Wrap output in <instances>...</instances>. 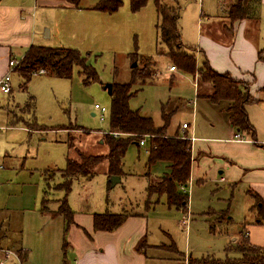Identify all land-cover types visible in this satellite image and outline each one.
Returning a JSON list of instances; mask_svg holds the SVG:
<instances>
[{"label":"rangeland","instance_id":"obj_1","mask_svg":"<svg viewBox=\"0 0 264 264\" xmlns=\"http://www.w3.org/2000/svg\"><path fill=\"white\" fill-rule=\"evenodd\" d=\"M48 1L47 7L37 8L39 3L35 4L40 44L78 50L97 78L86 81L81 67L74 66L70 77L59 78L40 70L24 85L23 77L12 71L11 92H0V165L4 166L0 169V210L16 213L14 221L9 223L14 229L7 230L15 248L10 249L18 250L22 244L27 247V251L22 252L21 263L11 257L5 264H62L64 258L65 261L72 260L71 250L65 247L62 221L51 220L52 214L40 212L44 198L50 200L47 203L51 209L57 208L58 203L54 200L65 196L70 209L79 211H102L104 207L126 213L139 210L144 200V179L133 175L146 171L148 144H128L122 158L123 176H119L113 186L104 161L96 166L92 177H75L69 192L57 188L62 181L59 171L65 169L67 157H75L76 151L93 155L107 153V147L100 140L109 130L111 95L108 86L113 82L130 83V91L134 92L128 102L130 109L151 117L156 127L163 124V113H170L167 134L178 124L176 132L179 136L194 134L205 138L219 135L215 133L220 128L216 121L211 129L207 119L195 111L193 76L176 67L175 75L171 77L175 79L176 76V79L169 85L166 72L173 63L167 56V47L156 33L158 16L154 0H148L136 11H132L130 0H121L119 8L112 13L106 12L100 22L79 17V13L68 8V4L88 8L94 0ZM218 2L176 0L172 3L180 8L178 28L185 53H196L195 39L199 33L196 24L198 19L205 23L200 9L203 13L218 14L221 12ZM261 19L258 42L264 46V16ZM21 57L19 54L11 56L16 60ZM147 60L152 61L150 66L145 63ZM133 63L137 65L134 67ZM133 70H142L140 74L148 77L144 83L142 77H134L136 72ZM132 74L134 78L130 82ZM140 85L142 88L136 91ZM188 101L193 104L188 105ZM94 105L106 109L103 120L99 119ZM214 116L216 118L215 113H210L209 120H214ZM182 122L189 123V128L183 132L180 131ZM149 171L161 175L167 172V166L157 162ZM192 188L191 185L190 192L189 187L188 191L187 187L181 191L189 199L190 220L186 228L179 223V211L175 207L168 210L164 195L145 198L146 205L158 201L159 205L154 210L155 205L151 206L148 215L151 222L155 218V222L167 225L174 247L180 253L164 250L160 254L173 256L178 262L182 260L181 264H187L188 260L193 261L190 264H203V261L245 264L238 261L241 253L231 240V235L241 228V211L247 201L243 194L245 187L235 191L226 204L222 201L227 196L221 185L218 189L213 185L207 187L203 202H190L191 197H200L192 194ZM226 207L230 220L218 212ZM0 216L2 221L4 216ZM8 246L10 243L1 248Z\"/></svg>","mask_w":264,"mask_h":264},{"label":"crops","instance_id":"obj_2","mask_svg":"<svg viewBox=\"0 0 264 264\" xmlns=\"http://www.w3.org/2000/svg\"><path fill=\"white\" fill-rule=\"evenodd\" d=\"M98 1L94 0L87 6L88 8L86 6L85 8H78L72 4H68V8L79 13V17H85L93 22H100L106 12L91 8ZM218 1L221 8V12L218 14L203 13L200 9V16L204 15L205 23H201L198 19L196 24L199 30L195 39L196 65L199 67L201 62L206 60L210 68L217 73H228L233 78L242 79L249 83L248 92L255 101L245 105V111L253 129V136L249 132L237 131L230 121L227 103H211L207 96L212 93V86L208 82L198 81L197 75H195L197 76L195 82L194 75H192L196 97V113L200 112L199 114L207 119L206 121L211 129L215 127L214 121L220 128L215 132L219 134L218 136L212 135L200 138L192 134L188 137L191 147V159L187 191L189 187L190 192V186L192 185V194L194 196L200 195V197L198 199H192L191 197L190 202H203L205 200L204 195L208 193L206 191L207 187L213 185L215 189H218L221 185L223 194L227 196L222 201L226 204L227 199L229 200L235 191H239V188L244 186L245 191L243 194H245L247 201L246 206H243L241 211L243 215L241 228L237 233L231 235V240L238 246L244 233V235H247L250 244L263 246L264 224L254 222L256 219V205L259 203V206L260 203H264V60L258 59V51L261 52L264 58V46L258 42L259 24L262 20L261 17L264 16V0H258L254 17L238 20L233 25L229 23L224 15L225 7L233 0ZM253 1L256 2V0ZM37 2L39 3L37 8L47 7L50 4L48 0H0V77L6 72L7 61L12 54L23 56L30 45L43 46L40 44L41 35L38 31L39 22L36 17L38 9H35V4ZM145 63L149 65L152 61L147 60ZM175 72L176 70L170 71L169 69L166 72L170 86L176 79V76L175 79L171 78ZM141 88L140 85L136 91ZM176 99L178 100V98ZM192 102L188 101L187 103L192 105ZM191 109L194 112V109ZM210 113L216 115V118L214 116L215 119L212 121L208 117ZM186 124L188 126L185 129H180L181 132L189 128V123ZM176 127L173 131H169L168 135H178ZM235 133H239L242 140L234 139ZM142 139H144L143 146L148 144L146 137ZM100 143L102 144V139ZM137 146H140V144ZM120 176H123V174ZM133 176L144 179V200L140 203L137 212L126 213L123 211L128 216L114 230H95L93 227V214L105 211L111 213L121 212L110 211L106 207L102 211L71 209V223L66 225L67 227L64 229V238L66 239V250L69 249L72 252V260L65 261L64 258L62 264H67V262L68 264H165L166 262L168 264H181L182 260L178 262L173 256L164 257L160 254L164 250L174 254L179 252L174 247L167 225H163L159 221L155 222V218L151 222L148 215L151 206L155 205L152 209L154 210L159 205L158 201L155 204L153 202L148 205L145 204V198L149 196L145 191L147 180L159 175H154L146 167V171ZM188 206L189 201L185 211L176 209L181 215L180 220L184 213L190 215ZM167 207L168 210L171 209L170 206ZM6 211L2 213L0 210V214L4 216L6 221H14L13 218L16 213L8 209ZM218 212L223 214V218L227 217L230 220L228 207L219 209ZM8 214H12V217H7ZM50 217L51 220L56 218V221H62V227L65 226L62 215ZM223 218L224 221L226 218ZM218 221L220 222L221 219ZM10 238L9 236L3 239L2 246L10 243L8 247L14 248ZM139 244L141 246L138 248ZM21 248L23 251H27L25 244H22ZM190 263H193V261H190ZM190 263L187 262V264ZM183 264L186 263L183 262Z\"/></svg>","mask_w":264,"mask_h":264},{"label":"trees","instance_id":"obj_3","mask_svg":"<svg viewBox=\"0 0 264 264\" xmlns=\"http://www.w3.org/2000/svg\"><path fill=\"white\" fill-rule=\"evenodd\" d=\"M147 1L130 0V7L132 11H136L143 7ZM164 1L154 0L158 16L155 28L159 39L168 49L167 56L170 58L173 66L175 68L179 67L190 75L196 74L200 82H208L212 86V93L207 96V99L214 104L226 102L233 126H235L237 131L249 132L253 136V129L245 111V105L255 101L253 96L248 92L249 83L242 79L233 78L228 73H217L210 68L206 60L202 61L200 66L197 67L195 54H187L182 48L183 45L178 28L180 8L172 5L176 0H169L171 5L170 2ZM257 3L258 0L256 2L253 0H233L225 7V18L233 25L238 20L254 17L256 15ZM120 5L121 0H99L91 8L112 13ZM258 59L264 60L260 51H258ZM74 66L81 67L87 77L86 81L97 78L94 69L86 64L85 58L78 50L65 47L30 45L16 68H14V71L23 77V84L26 85L33 74H37L40 70L49 72L55 77L67 78L72 74ZM141 71L133 70V72H136L134 77H142V82L144 83L147 76L140 74ZM134 77L132 74L130 82ZM130 88L131 85L128 82H113L111 84L109 130L102 138V145L107 147V153L93 155L76 151L75 157H67L65 169L59 171L62 181L57 185V188L66 193L69 192L75 177H92L96 166L104 161L107 163L106 173L109 177L122 175V158L128 144L134 143L139 145V141L146 137L148 139L147 169H150L157 162H163L167 166V172L154 176L151 179L149 178L145 191L148 195L158 197L164 195L168 206L185 211L188 196L183 194L178 186L185 185L189 179L191 159L189 138L177 134H167L170 113L166 114L164 112L162 115L163 124L156 127L151 117L142 116L138 110L130 109L128 102L134 95V92L130 91ZM69 147L72 146L70 145ZM47 202H50L47 198L42 200L40 212L50 213L53 216L62 215L65 220V229L66 225L71 223L72 215V210L68 206L65 196L53 201L58 203L57 208L54 210L48 207ZM258 204L255 209L256 219L254 223L264 224V203H260L259 206ZM6 216L12 217V214ZM127 216L128 214L125 212L111 213L105 211L103 213H95L93 214V227L95 230L111 231L117 228ZM9 223H6L4 218L0 221V248L2 247V240L8 238V232L13 230L9 226ZM7 230L10 231L7 232ZM140 246L139 244L138 248ZM236 247L241 253L238 261L245 264H264V245L255 246L250 244L247 235L243 233ZM14 251L17 253L19 262L21 263L24 259L22 257V252L24 251L22 248ZM188 263H190V260ZM203 264L210 263L203 261Z\"/></svg>","mask_w":264,"mask_h":264},{"label":"built area","instance_id":"obj_4","mask_svg":"<svg viewBox=\"0 0 264 264\" xmlns=\"http://www.w3.org/2000/svg\"><path fill=\"white\" fill-rule=\"evenodd\" d=\"M21 59V58H20ZM19 60H16L15 58H9L7 61V70L4 73L3 76L0 77V92L4 93V94H8L11 91V83H10V73L12 71H14V68H16V66L19 63ZM170 71H175L176 68L172 65L169 67ZM192 102V101H190ZM193 103V102H192ZM94 109L98 111L99 113V119L103 120L104 119V113L106 112V109L103 107H99L98 105H94ZM188 126V124L183 123L182 124V129H185ZM234 139L236 140H242V136L239 133H235L234 135ZM140 145L144 144V139H141L139 141ZM0 168H2L0 166ZM187 183L185 185H181L179 188L181 191L185 190V188L187 187ZM189 221V215L187 213H184L182 215V218L180 220V224L181 226L184 228L187 227ZM11 257H15L18 259L16 252H14L13 250H11L10 248H0V264H5L6 261H8ZM19 261V260H18Z\"/></svg>","mask_w":264,"mask_h":264},{"label":"water","instance_id":"obj_5","mask_svg":"<svg viewBox=\"0 0 264 264\" xmlns=\"http://www.w3.org/2000/svg\"><path fill=\"white\" fill-rule=\"evenodd\" d=\"M136 64L135 63H133L132 64V66H135ZM111 91V85H109L108 86V92H110ZM112 178H111V185L113 186L116 182H118L119 181V176H111Z\"/></svg>","mask_w":264,"mask_h":264}]
</instances>
